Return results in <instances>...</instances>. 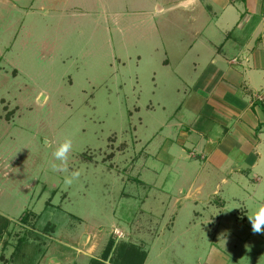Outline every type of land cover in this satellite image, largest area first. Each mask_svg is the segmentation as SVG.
I'll list each match as a JSON object with an SVG mask.
<instances>
[{
    "label": "rangeland",
    "instance_id": "1",
    "mask_svg": "<svg viewBox=\"0 0 264 264\" xmlns=\"http://www.w3.org/2000/svg\"><path fill=\"white\" fill-rule=\"evenodd\" d=\"M180 2L0 0V264L125 220L149 246L160 231L150 264H264L248 220L264 203V132L243 133L220 169L201 152L224 133L206 102L230 68L205 41L222 55L238 35L212 0L208 17ZM259 74L245 78L264 101ZM66 137L71 186L45 144Z\"/></svg>",
    "mask_w": 264,
    "mask_h": 264
},
{
    "label": "crops",
    "instance_id": "2",
    "mask_svg": "<svg viewBox=\"0 0 264 264\" xmlns=\"http://www.w3.org/2000/svg\"><path fill=\"white\" fill-rule=\"evenodd\" d=\"M201 2L202 0H181L178 5L182 4L184 9L192 7L195 13L199 10V14L203 13L204 17H208L206 16L208 11L215 12L208 3ZM212 2L220 11L221 15L217 19L221 18L223 33L232 34L233 31L229 28L234 27L238 35L235 38L238 42H231L232 45L228 47L230 39L228 38L223 44L227 46V50L224 48L222 55L220 52L223 47L214 52L208 39L204 45V50L207 48L208 51H212L211 62L218 61L217 57H221L230 63V68L221 71V76L214 81V86H210L206 102L214 108L213 112L220 116L216 121L224 128V133L218 137L215 146L213 145L216 141L213 142L210 138L201 140L204 146L202 143L197 144L203 146L201 152H204L205 156L202 159L209 165L211 163L213 169H220L231 153L240 150L242 145L246 144V135L243 133L264 132V101L256 98L255 89L247 83L248 76L260 73L257 77L261 76L263 86L259 90L262 93L259 92L257 95H264V0H212ZM202 33L204 34L203 31ZM231 48L232 51L228 53ZM189 49H194V44ZM169 61L165 60V63ZM212 89L215 91H211ZM216 109L219 112H216ZM181 110L182 105L178 111ZM203 111L204 109L200 112ZM243 155L245 156L244 153ZM235 168L240 171L244 169L238 164L231 171ZM145 220L144 222H149V219ZM139 222L140 220L119 222L107 238H102L98 232H88L81 242L52 241L38 264H150L154 245L161 233L159 231V234H155V240L149 246L143 236L144 230L140 228L137 231L136 224ZM117 231L122 232V235H117ZM138 240L142 241L141 244H137Z\"/></svg>",
    "mask_w": 264,
    "mask_h": 264
},
{
    "label": "clouds",
    "instance_id": "3",
    "mask_svg": "<svg viewBox=\"0 0 264 264\" xmlns=\"http://www.w3.org/2000/svg\"><path fill=\"white\" fill-rule=\"evenodd\" d=\"M45 144L49 147H53V161L50 167L55 172L65 174V186H71L74 182L78 181L81 176V171L69 170V156L73 149L72 139L66 137L61 142H50L46 139ZM248 220L251 224L253 234H264V203L259 204L258 207L248 215Z\"/></svg>",
    "mask_w": 264,
    "mask_h": 264
},
{
    "label": "trees",
    "instance_id": "4",
    "mask_svg": "<svg viewBox=\"0 0 264 264\" xmlns=\"http://www.w3.org/2000/svg\"><path fill=\"white\" fill-rule=\"evenodd\" d=\"M2 234V229L0 228V235Z\"/></svg>",
    "mask_w": 264,
    "mask_h": 264
}]
</instances>
